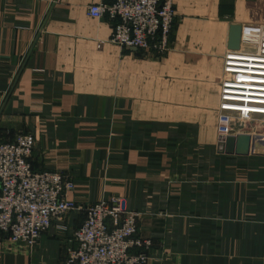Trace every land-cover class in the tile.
I'll return each mask as SVG.
<instances>
[{
	"label": "crops",
	"instance_id": "obj_1",
	"mask_svg": "<svg viewBox=\"0 0 264 264\" xmlns=\"http://www.w3.org/2000/svg\"><path fill=\"white\" fill-rule=\"evenodd\" d=\"M99 2L0 0V140L30 134L32 169L69 175L80 208L32 247L0 234V264H58L82 208L114 196L147 264H264V155L216 134L229 26L264 24V0H173L163 55L112 43Z\"/></svg>",
	"mask_w": 264,
	"mask_h": 264
},
{
	"label": "built area",
	"instance_id": "obj_2",
	"mask_svg": "<svg viewBox=\"0 0 264 264\" xmlns=\"http://www.w3.org/2000/svg\"><path fill=\"white\" fill-rule=\"evenodd\" d=\"M87 14L107 17L110 41L121 48L162 55L171 46L175 20L173 0H111L92 3ZM247 31V32H245ZM254 116H264V24L242 29L240 47L223 57L216 132L230 134ZM34 139L17 133L0 140V234L10 241L36 244L43 232L69 212L80 209L68 194L75 189L69 175L33 170ZM73 233L76 246L66 245L58 264H147L151 240L138 234L139 213L124 207L121 197L82 208ZM138 248L137 252H132Z\"/></svg>",
	"mask_w": 264,
	"mask_h": 264
},
{
	"label": "rangeland",
	"instance_id": "obj_3",
	"mask_svg": "<svg viewBox=\"0 0 264 264\" xmlns=\"http://www.w3.org/2000/svg\"><path fill=\"white\" fill-rule=\"evenodd\" d=\"M174 25H175V20L172 26V34L170 39L171 43L173 41L172 36H173ZM244 27L245 26L243 25L229 26L225 52L229 49H232L231 48L232 46H237V48L240 47L241 33ZM236 42L237 45H233ZM222 65H223V61H222ZM208 132L209 130L206 128L202 130V133L206 134ZM217 143L218 144L221 143L224 145L223 152L224 151L230 152L232 154H245V155L249 154L250 156H257V155L263 156L264 155V116H254L252 117V119L242 120L236 126V128L226 136H221L217 134Z\"/></svg>",
	"mask_w": 264,
	"mask_h": 264
},
{
	"label": "water",
	"instance_id": "obj_4",
	"mask_svg": "<svg viewBox=\"0 0 264 264\" xmlns=\"http://www.w3.org/2000/svg\"><path fill=\"white\" fill-rule=\"evenodd\" d=\"M233 45H237V42H236L235 44H233ZM231 48H232V49H236L237 46H232ZM218 147H219V149H221V148H222V144L219 143Z\"/></svg>",
	"mask_w": 264,
	"mask_h": 264
}]
</instances>
